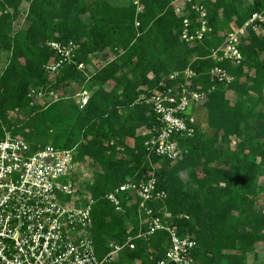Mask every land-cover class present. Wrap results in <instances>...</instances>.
Masks as SVG:
<instances>
[{
  "label": "trees",
  "instance_id": "trees-1",
  "mask_svg": "<svg viewBox=\"0 0 264 264\" xmlns=\"http://www.w3.org/2000/svg\"><path fill=\"white\" fill-rule=\"evenodd\" d=\"M203 1L212 33L192 45L181 39L183 17L171 0H141V13L132 0H118L119 4L114 0H0V48L9 55L0 74V136L2 124L10 130L18 125L10 113L43 110L54 103L52 93L59 97L57 108H51L75 124L54 134L23 137L33 145L76 146L77 161L86 154L98 163L100 171L94 173L96 182L90 188L93 239L100 258L109 252L110 241L126 240L138 208L137 201L122 196L125 212L119 214L106 193L129 180H147L153 172L167 197L152 205L155 211L172 213L170 222L180 235L194 237L193 258L199 264H247L249 253L264 243V190L260 192L264 111L259 108L264 100V25L260 31L250 26L247 35L240 37L241 64L218 62L211 56L226 33L239 31L255 12L264 15V0ZM24 2L28 4L25 21L15 30ZM190 8V4L184 7ZM190 18L195 30L198 14L191 11ZM70 41L77 45L83 70L60 62L51 46ZM98 56L100 63L110 61L91 64ZM54 64H59L55 70L47 69ZM188 66L198 73L194 81L203 91L212 88L201 105L207 112L208 130H201L194 106L195 134L179 137L184 152L172 165L166 157L148 154L145 143L151 135L140 130L157 125L146 98L156 88L175 84L169 74ZM215 66L224 67L233 79L229 83L213 79L210 71ZM75 83L88 84L91 91L83 108L74 93L68 95ZM45 96L50 101L39 106L36 99ZM138 231L137 227L131 234ZM168 240L166 231H158L149 241L136 239L134 250L120 254V264H157L150 259L151 248L161 259Z\"/></svg>",
  "mask_w": 264,
  "mask_h": 264
},
{
  "label": "built area",
  "instance_id": "built-area-1",
  "mask_svg": "<svg viewBox=\"0 0 264 264\" xmlns=\"http://www.w3.org/2000/svg\"><path fill=\"white\" fill-rule=\"evenodd\" d=\"M136 12L143 11L141 0H132ZM178 16L183 17L184 29L181 39L194 45L212 33L205 6L194 0H172ZM190 4V9H184ZM191 11L198 14L197 28L190 18ZM140 21L136 20L139 27ZM264 15L252 14L239 31L226 33L221 46L212 50L211 56L218 62L229 60L237 66L242 63L240 37L247 35V28L261 30ZM193 30V31H192ZM51 46L60 56V62L74 63L85 69L84 62L77 60V45L52 42ZM59 64L49 65L55 70ZM213 79L229 83L233 78L222 66L210 71ZM198 73L190 66L169 74L176 81L168 88H156L146 98V103L156 115L157 125L144 128L142 134H150L145 143L149 155L160 159L166 157L173 165L182 157L184 150L178 146L179 137H192L195 118L194 106L208 99L211 89L202 90L194 79ZM198 85V86H197ZM196 87V88H195ZM40 96L43 94L40 93ZM54 100L59 97L52 93ZM80 107H84L89 95L86 90L77 94ZM141 98H145L144 95ZM0 136V264H120V254L136 248V239L149 241L158 231H166L169 240L161 259L151 248V260L157 264H199L193 258L197 241L191 235L182 236L170 222L172 213L155 211L152 203L163 201L167 192L158 188L154 172L147 180H129L106 197L114 204L116 212L124 214L122 196L137 201L135 224L130 223L126 240L110 241L109 252L100 258L93 239L92 208L94 199L87 182L81 186L82 162L76 160V146L61 148L55 145H33L24 137L13 134L2 124ZM158 164L153 165L154 171ZM182 217V216H181ZM138 227V233L131 231ZM153 250V251H152ZM123 264H130L128 262Z\"/></svg>",
  "mask_w": 264,
  "mask_h": 264
},
{
  "label": "rangeland",
  "instance_id": "rangeland-1",
  "mask_svg": "<svg viewBox=\"0 0 264 264\" xmlns=\"http://www.w3.org/2000/svg\"><path fill=\"white\" fill-rule=\"evenodd\" d=\"M87 1L89 3L93 2V0H87ZM194 1L205 6L203 0H194ZM115 2H116V4H119L118 0H114V3ZM171 3H172V0H171ZM21 9H22V15H20L18 20L16 22H14V29L15 30L20 29L23 25V22L25 21L26 9H23V8H21ZM8 56H9L8 52H6L0 48V74L8 63ZM100 61H102V59L98 56L96 59L91 60V64H93L95 66H98L100 64H105V63L110 61V58H107L104 62H101V63H100ZM82 86L83 85H81L80 83H75L72 87H70L68 95L69 94L73 95V93H75L76 91H79L82 88ZM87 86H88V84H87ZM89 86H90V84H89ZM85 89L87 91L90 90L89 88L88 89L85 88ZM89 92H91V91H89ZM230 97L233 100H235L234 94L231 93ZM50 99L51 98L49 96L37 98L36 103L39 106H42L45 102H49ZM56 104H58V101L54 102L52 105H49V106L47 104V107L42 106L43 110H34L32 108H29V109L25 110L24 112H20V113H13L12 112V113H10L11 118L14 120L15 123L17 122V124H18L17 126H13L12 131L15 134L19 135L20 133L18 134L16 131H18V129H21V131L23 133H21L22 135L20 134V136H24V137L27 136V138L32 139V138H35L36 136L41 137L40 134L43 135L44 132H46V131H50V133L54 134L57 131H60L61 129H64L68 126L72 127L75 124V121L62 119L63 115H61V114L58 115V111H56V109H55V108H57V107H55ZM201 105L202 104L197 105V109H198L197 114L199 117L198 121H199V125H200L201 130L207 131L208 130L207 123H206L207 112H206V109L203 108ZM52 106H54L55 108H51ZM259 108L264 111V100H261V102L259 104ZM194 111H195V107H194ZM38 123H43V124L41 126H39ZM6 128L9 129L7 126H6ZM142 130L143 129H141L140 132H142ZM88 137H90V136H88ZM80 142H81V140L79 141V143ZM232 142H234L233 139H232ZM222 143L223 142H221L219 144V146H223ZM234 145H235V142L232 143L231 146L234 147ZM79 159L82 162V166H83V168H80L81 173H82L81 186L83 187V185L87 182L91 183L92 180H94V184H95L96 177H95L94 173L96 171H100V167H99L98 163L93 162L88 156H86V154L83 156L80 155ZM263 183H264V181L262 182V184H261L262 186L260 185V187H264ZM94 184H92V185H94ZM263 190H264V188H262L260 190V192H263ZM90 192H91V189H90ZM178 217H180V215ZM247 264H264V243L257 244L255 251L253 253H249L248 258H247Z\"/></svg>",
  "mask_w": 264,
  "mask_h": 264
},
{
  "label": "crops",
  "instance_id": "crops-1",
  "mask_svg": "<svg viewBox=\"0 0 264 264\" xmlns=\"http://www.w3.org/2000/svg\"><path fill=\"white\" fill-rule=\"evenodd\" d=\"M22 8L23 9H26V11H27V9H28V4L26 3V2H24L23 4H22ZM86 84H84L83 86H82V88L79 90V91H76L75 93H74V95H73V98H75L76 99V102L78 103V98H77V94L80 92V91H82V90H84L85 88H86ZM23 137V136H22Z\"/></svg>",
  "mask_w": 264,
  "mask_h": 264
},
{
  "label": "clouds",
  "instance_id": "clouds-1",
  "mask_svg": "<svg viewBox=\"0 0 264 264\" xmlns=\"http://www.w3.org/2000/svg\"><path fill=\"white\" fill-rule=\"evenodd\" d=\"M27 12V11H26ZM84 90H86V89H84ZM84 90H82V91H84ZM82 91H80V92H82ZM87 91V90H86ZM88 92V95H89V99H90V92L89 91H87ZM77 98L79 99V97L77 96ZM59 100V99H58ZM89 101V100H88ZM53 102H55V101H53ZM78 103L81 105V101L79 102L78 101ZM88 103V102H87ZM83 108V107H82Z\"/></svg>",
  "mask_w": 264,
  "mask_h": 264
}]
</instances>
